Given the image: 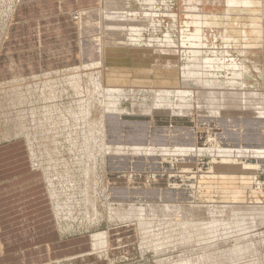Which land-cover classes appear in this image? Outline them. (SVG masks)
<instances>
[{
  "label": "rangeland",
  "instance_id": "rangeland-1",
  "mask_svg": "<svg viewBox=\"0 0 264 264\" xmlns=\"http://www.w3.org/2000/svg\"><path fill=\"white\" fill-rule=\"evenodd\" d=\"M191 1H194L195 4ZM243 3V0H119L118 2H115L114 0L110 3V5H106L104 3L103 7L96 10L95 15L97 16L99 11L102 9L106 11H114L115 9L127 11L128 14L130 13L129 15H127L130 19L118 20L119 22H113L114 24L120 23V28L124 31L118 33H114L113 31H106L107 33H105L103 26L100 25V22L102 24V21L100 20L99 22V20L96 18V21H92L94 26L93 29H95L92 32L93 34L91 38L94 40H92L93 45L95 44L94 48H98L101 43L103 44V37H105L111 45L109 47L113 51L112 53L117 56L121 53V55L123 56L121 60L125 61L124 64L126 63V67L128 64V67L125 68L126 73L130 72L129 67L135 60L136 61L134 63L139 62L149 67L150 65L147 64H151V66L155 67H166L167 65L175 66L176 61V67L178 66L179 68H185L187 62V60L184 58L185 52L191 50L190 47L192 46H190L187 41L185 42L186 47L182 46V44L180 43L182 41H180V39L187 40L188 38H190V35L195 32L193 31L192 27L193 19L189 17L187 8H189V6L192 7L193 5L197 7L199 6L200 9L198 10H201L200 12L203 11L204 13H207L209 15L208 17L210 18L211 24L215 25L214 30L208 31L209 34L212 32L211 34L218 35V40L215 42L214 40H212V36L208 35L209 39L203 50L216 51L219 54L218 56H226L225 63H228L223 69L221 66L219 67L217 65L220 64L219 62L217 64H214V67L212 68L213 72L216 75L219 74V77H231L232 72L239 73V69H241L243 73L241 76H244L242 78L245 82V87L249 90H254L259 94L261 93L263 96V102L260 103L261 108H256L258 111L255 115V118L246 116L240 117L234 115V117L229 118L231 120H234V122L230 124L236 127L239 126L238 123H242V126L245 127L249 126L250 129L253 130V132H251L250 129H246L248 131L246 132V134L247 136H249V138L251 133H255L254 129L258 128V130H261L263 134V139L262 141H260V143L264 146V0H250L249 5L246 6H244ZM16 4H18V0H0V145L13 140H21V143H24L26 147V138L24 136H27L33 152L40 153V155L38 154L39 157L36 159V163L43 170L45 177L46 168H49L50 176H56L53 177L54 187L52 186L51 189L53 190L56 187L54 189L57 191L56 195L60 193L59 195H57V200H60L57 201L58 203L54 201L53 203H55V205L60 208L61 211H65L64 217L59 220H57L54 213L56 222L55 225L57 229L56 239L57 242L59 241V238V242L74 241L78 239L79 242L77 243V245L79 248H75V245H72L70 251L73 254H68L70 256V259L67 258V256H63L61 254L56 256V259L52 260L55 261L57 259H65L64 261H61L59 263L56 262V264H264V159H258V161L255 162L254 159H252L251 161H247L249 159L241 158V165H249L251 166V168H246L242 171L237 170L236 173L233 174L232 172L235 171H230V173L225 174L221 169L212 170L213 172L219 171L220 173L217 175L216 173H212V171H209V173H207V177H210L209 174H211L212 177L213 175L215 176L213 178L206 177L207 181H215L216 178L218 179L222 175L234 177H240L238 175H241V177L247 178V180H251L252 183L249 184V186H243L244 191H248V195H246L247 197L245 198V200H248L246 206L242 204L243 202H245V194H242V189H238L236 186L234 187H236L235 189L239 192V195L236 197L228 195L227 192L218 193V195H215L214 192H217L215 187H212L213 190L210 188H205L206 190L204 188H199L202 190V192H208L211 190L210 194L212 195H203L201 198V200L203 201H199L203 202L204 204L214 202L216 205H224L237 202L238 205H242L243 211L239 209L231 213L227 212L228 215L226 214V216L221 219L220 216H217V218H215L216 221H219L220 219L221 221L231 223L230 226L225 227L226 229L217 227L213 232L211 229V232L209 229H205L206 227L200 228V232H196V229H191V235L188 236V239H183L181 241L179 240L178 236L174 234L168 240L166 238L164 240V238L160 237V235L157 233L160 231V228L157 227L166 220V222H172L175 220V222L193 221L195 223V220L197 219V222H209L212 220V217H209L207 214L194 215L192 213L190 214L192 217L189 215V217L191 218L190 219L188 217V214L191 213L194 209H192L190 205L188 207L186 205H188L189 202H197L195 197L192 198L194 193H186L185 190L180 189L178 191H182L184 196L189 195L190 198L184 197L181 202H177L176 204H166L163 202H176L175 196L172 195L174 193L168 195L167 198L159 197L162 194V183H164L166 180L161 179L159 182H156L153 180L148 181L146 179V176L153 177V175H155L160 177L163 175L175 174L177 173L176 170L164 171L159 166V164L155 163L154 161H152L153 163H151L150 168H152V171H149L150 173H142L140 170H144V167L141 165L138 166L142 167L141 169H136L137 167L133 168L126 162L120 167H111L107 159V157L109 158L111 156H105L104 168V154L101 153V149L99 148L101 143L100 130L98 128L99 125L97 126V124L95 123V121L99 120L100 118L102 107H100L97 103H93V106H91V111L93 112L90 115V122L92 124L93 121V124L95 123L94 125L97 126V129H95V126V128H93L94 131L92 139V146L95 147L93 149L94 151H96V153H94L93 151L91 159L92 161L89 160V173L86 174L87 181L86 184L84 183L83 173L76 166V164L83 166V164L77 163V160L82 157V155H80V149H82L84 144L82 138H80L78 133H75L76 135L73 134L75 130L81 129L75 128L78 126L76 122V116L78 114L74 117H72V115H69V112L70 114H72L73 111L77 110V103L73 99L75 97L74 93L76 92H74L73 89L68 86V83L70 81L67 82L68 80H64L66 74H52L49 75V77L43 76L44 73L48 71L62 70V68L64 67L39 72L27 71L30 73L18 75L12 74L11 70L13 69L11 68L19 66V61L23 60L22 53H18L22 49L21 43L11 42L16 39L15 36L13 38L9 36L7 37L9 29L11 28L10 26L14 27L16 24H14L15 19H13ZM110 7L111 9L114 7V10H110ZM23 13L25 15L28 12L24 11ZM72 14L74 16L76 15L75 17H77L78 19V15L75 14V12H73ZM132 19L135 23H137V25H141L142 28L140 33H138V38L134 36L133 40L131 39L130 35H128V37L126 36V29H128L127 22L131 21ZM152 24H155V26L153 27ZM255 25L258 26L256 27ZM184 27L187 29H185ZM254 29H258L260 32L257 34L260 35L254 34ZM222 30H224V33H226L227 35L220 39V33ZM242 30H245L246 33H248L251 37L249 36V38H246V40H244ZM185 34L187 35V37ZM164 36H166V40L168 38V42L164 39V41L162 40L163 42L161 41V38H164ZM157 38L158 40H155ZM10 39L11 41H9ZM10 42L11 45H9ZM7 48H10L9 51H11L12 53H10L9 55H13V58L12 56L7 55V53L5 52L7 51ZM176 48H178L179 50H177ZM239 49L244 50L241 53ZM33 57L34 58H32V60L35 63H38L37 61L40 60L39 55H35ZM99 58L100 56L98 58H94L93 60H97ZM209 58H213L212 55L209 54ZM232 59L236 61L235 64H237L234 67L230 65ZM102 60H104L103 57ZM115 60L117 61V57ZM169 62H171V65L167 64ZM81 63L82 61L70 67L79 66ZM90 63L92 62L85 63L84 65H88ZM241 63L242 67L240 65ZM193 69V71H197V69ZM97 70L99 69H94L93 72H91L92 70L85 69L84 72H86L84 73L82 71L83 73H81V76L82 74L87 75L89 73H94ZM133 70L134 69H132V71ZM139 70L141 71L139 72ZM139 70L135 69L134 72L147 74L152 73V71L147 72V70L149 69L139 68ZM76 71L78 74H80L81 72L75 70L74 73H72L73 71H70L71 73L68 72L67 74L68 77L70 74L75 77V75H77ZM86 75L80 77V80H83L84 82H82L83 84H85L87 80L85 79ZM34 76L36 78H34ZM32 77L33 80L31 79ZM219 85L220 86H218L217 89L215 88L211 90L212 93L217 96L213 98L216 99V101H218V97L221 98V94L224 93V88H226L224 84L220 83ZM81 86L85 87L82 84ZM207 86H210L208 88H211L214 85ZM86 87H91V85ZM191 87L194 89L196 86L191 85ZM51 88L56 95L54 96V98L49 96L51 93ZM196 88L200 89L201 86H198ZM219 89L222 90L220 91ZM214 90L215 92L219 91V94L217 92L215 93ZM43 94L45 96L47 94L48 96L46 97L48 99L45 97L46 99L43 100V98L40 96ZM134 99L136 101H132L133 96L132 98L129 97L127 100L121 99V102L115 105L116 109L123 110L124 112L121 111L122 113L118 114L119 112L114 110V112L107 113V126L104 135L106 137L105 140L107 141L108 145H111L113 147L115 145H122V143L124 144L122 139L123 136L125 139H128L126 138L127 136H132L129 138L138 140L137 134L141 133L140 128L142 126L153 124V122L150 121L152 117L156 120L157 123H162L163 121L166 122L168 120L169 116H167L166 114H157L155 112H161L160 110L146 111V109L149 108V105L147 102H144V104L146 103V107L141 105L143 97L140 98V96L137 95L134 96ZM175 103L178 104L179 101H176ZM205 107L202 108L199 106V112H206L207 109ZM164 112H166V110ZM195 118L196 117L193 116V120H195ZM219 118L212 119L215 121L214 123L216 124V126H219L221 124L219 127L225 135H228V137L236 135L232 131H224L225 129H227L226 126L224 127L227 118ZM209 122L212 123V121ZM175 123L178 125L181 124L177 122ZM183 124L185 126L192 125L191 127H194V123L192 121L190 122L187 120L184 121ZM212 126H214L213 123ZM127 127L132 128V130L127 129ZM69 130L73 133H70ZM162 131L163 130H161V132ZM60 132H62L63 134L61 135ZM153 132L156 131L153 130ZM206 132H210L209 134L214 132H216V134L218 135L221 134L220 130L217 131V129L215 130L214 128H211V130H206ZM156 133H158L159 136L163 137V135H161L159 132ZM70 134L71 140L72 138L74 139L75 136H77V138L79 136V139L76 138L77 140L73 141L75 143V148L72 149V152L68 150L70 146L66 143V137H69L68 135ZM53 135H57L55 137L56 146L50 139ZM95 135L98 137H96ZM107 135L109 139H107ZM134 136H136L137 138H135ZM16 137L17 139H15ZM251 137L252 138L250 140H255L254 135ZM138 141H140V139ZM145 141L147 142V140ZM181 141L182 140L177 143H181ZM237 143H239V140ZM195 144H198V142L196 141ZM214 145H216V143H214L212 146ZM171 146L172 145H168V147ZM223 146L227 145L224 144ZM47 148H50V150H47ZM53 148H56L57 151L52 152V156L45 153V150L47 152L53 150ZM97 148L99 151L97 150ZM209 148H211V146H209ZM26 149L29 156V161L31 163L28 143ZM124 156L128 158V162L130 159H132V156L130 155ZM190 157L194 158L193 156ZM208 158L210 157H205V159ZM62 161H65V163H67L66 165L68 166L63 164ZM248 162H251V165L248 164ZM253 163L260 164L262 166L261 169H256ZM221 164H223L225 168H229L236 163L232 164L228 161H221ZM73 166L75 169L73 168ZM64 167L65 169L67 167V171L64 169ZM145 167L147 168V166ZM64 171L67 175L64 173ZM199 171L201 170H197V172H190L189 170H187L186 172H189L191 174L197 173L196 175L203 176V173H200ZM125 175L129 176L130 179L123 178ZM42 176L44 178L43 185L48 192L45 177L43 174ZM113 176L116 177L114 178ZM91 179L92 181L90 182ZM147 181L149 182V184H147ZM51 183H53L52 180ZM122 185H124L126 189L120 188V186ZM148 185L151 186L145 187ZM127 186L131 187L128 188ZM139 186L143 188H139ZM244 187L246 188V190ZM109 191L114 193V198L111 197L110 200H122L121 202L114 201L115 203H113L112 201V203L114 204L111 205L113 206L112 209L113 211L115 210L114 212H116L117 214H115L113 211H110V207L108 205L109 203H111L108 200ZM0 194L1 196H3V190H0ZM95 194L98 195L96 196ZM68 198H73V202ZM91 199L94 201V205ZM89 202H91V204ZM60 203H62L63 205ZM0 204L3 205V203ZM149 204H152L151 207L154 208H152L153 210L147 208L146 205ZM130 205H135L136 207L142 205L145 210H138V213H135L134 217V214L132 215L131 212H129V208L132 207ZM166 205L172 207L167 208ZM86 206L91 208L89 209L87 207L86 209ZM94 206L96 207V209ZM119 208H121V211ZM117 210H119L120 213H118ZM159 210L161 211V213L159 212ZM176 210H178L179 214L175 213ZM109 212L112 215L108 214ZM150 216L151 218L155 219H152V230L144 234L143 229L145 227H143L142 225H145V222L147 223L148 221H150ZM154 216L158 219H156ZM169 217L175 219L173 220L170 218L171 221H169ZM159 218H162V220L160 219V221ZM16 220H12L11 223H17V225L20 224L18 219ZM235 220H237V222ZM24 222H27V220ZM138 222H141V225L138 224ZM239 222H242L241 228ZM64 224L68 225L69 227H67L66 225L64 227ZM235 224H237L238 227L237 225L235 226ZM60 226L62 227V229H68L62 232L60 231ZM138 228L139 230H141V232H143L141 233ZM101 233H104V235L106 236V247L99 246L91 251L88 240L90 235L94 236ZM155 246L156 248H154ZM66 250H69L68 247ZM75 254L77 255L74 256ZM52 260H50V264H55L54 262H52ZM50 261L47 262L49 263ZM47 262L40 264H48Z\"/></svg>",
  "mask_w": 264,
  "mask_h": 264
},
{
  "label": "bare ground",
  "instance_id": "bare-ground-1",
  "mask_svg": "<svg viewBox=\"0 0 264 264\" xmlns=\"http://www.w3.org/2000/svg\"><path fill=\"white\" fill-rule=\"evenodd\" d=\"M103 1L106 5H110V3L114 0H103ZM118 1L119 0H115V2H118ZM249 1L250 0H243V2H244L243 5L244 6L249 5ZM191 2H193L195 4L194 1H191ZM198 7L193 5L192 7L189 6V8H187L189 17H191V19H193L192 20V25H193L192 27H193V31H195V32L193 34H191L190 38H188L187 40H185V39L181 40L180 39V41H182V42H180L182 44V46H185L186 41L190 44V46H192V47H190L191 50H188L187 52H185L184 58L187 60L185 68H182V67L179 68L178 66L176 67V61H175V66H173V65L172 66L167 65L166 67H159L158 66L159 67L158 68L155 66H151V64H147V65H150V67H149V66H146L145 64H142L139 62L134 63L136 61L135 60L129 67L130 72L126 73L125 68L128 67V64L126 67V63L124 64L125 61L121 60V58L123 56L121 55V53L118 56L115 55L114 53H112L113 51L109 47V46H111L109 41L105 37H103L104 38L103 44L101 43V45L98 48H94V50H93V51H95L94 58H98L100 56L99 59H97V60H93L94 58L91 59L88 62H92V63H90L88 65L87 64L84 65L85 63H88V62H82L79 66L70 67V68H66V69H62V70L48 71V72L44 73V75H43L44 77H47V76L49 77V75H52V74H54V75L66 74V77L64 80H66V81L68 80L67 82L70 81L68 83V86L71 89H73L74 92H76V93H74L75 97L73 99L77 103V110L73 111L72 114H70V112H69V115H72V117H74L75 115L78 114L76 116V122H77L78 126L75 128H81V129L75 130V128H74V130H75L74 133L70 130L69 131H70V133L72 132L74 135H76L75 133H78L80 138H82V141L84 144L82 149H80V153H81L80 155H82V157L79 160H77L78 161L77 163H81V164H83V166L77 165L76 163L75 164L78 167V169L82 171L83 176H84L83 181L85 184L87 181L86 180V174L89 173V171H88L89 160L92 159V154L94 151L93 148H95L92 146L93 131H94L93 128L96 127L95 129H97V126L99 125L98 128L100 130V138H101V140H100L101 143H100L99 148L101 149V153L104 154L103 155V164L104 165L102 164L104 168H105V156H111L109 158L107 157L108 163L111 167H120L126 162L127 164L131 165L133 168L138 167L139 165H141L143 167L147 166V168H149V167H151V163H153L152 161H154L155 163L159 164V166L164 171H167V170H169V171L174 170L175 171L176 170L177 173L171 174V175H163L160 177L155 176V175H153V177L146 176L147 177L146 179L148 181L153 180V181L159 182L161 179L166 180L164 182V188L162 187V189H161L162 194L159 196L160 198H167L168 195H171L172 193H174L172 195L175 196L176 202H165V201L164 202L161 201V202L166 203V204H169V203L176 204L177 202H181L184 197L190 198L189 195L184 196L182 191H178V190L182 189V190H185L186 193L187 192L188 193H194L192 198L195 197L196 201H197L196 203L195 202H189L188 205H186L187 207L190 205L191 208L194 209L191 213L188 214V217L192 213L194 215L207 214L209 217L210 216L212 217V220L209 222H197L198 219L196 218L197 220L194 219L196 221L195 223L193 221L175 222V220H174L175 218L173 219V218L169 217L168 218L169 221H171L170 218L173 219L174 221L166 222L167 221L166 220L165 222H162L157 227V228H160V231L157 233L160 235V237H163L164 240H165V238L168 240L174 234H176L178 236L179 240H181V241L183 239H188V236L191 235L190 234L191 229H194V230L196 229L195 230L196 232H200L199 231V230H201L200 228L206 227L205 229H209V230L211 229L213 232L214 229H216L217 227L226 229L225 227L230 226L231 223L221 221L220 219L223 218L224 216H226L227 212L231 213V212H234V211L239 210V209L242 210V205H238L237 202L228 203V204H224V205H216L214 202L204 204L203 202H199V201H203V200H201L203 195H212V194H210L211 190L208 192H202V190L199 188H204V189L210 188V189H212V187H215L216 191H217V192H214L215 195H218V193L227 192L228 195L236 197L239 195L238 190L235 189L237 187L238 189H242V194H245L244 195V200H245V198L247 197L246 195H248V191L247 192L244 191L243 186H249V184L252 183L251 180H247V178L241 177V175H238L240 177L223 176L222 175L218 179L214 178L215 181H207V179H206L207 173H209V171H212V170L221 169V170H223V173H225V174L230 173V171H235V172H232V174H233V173H236L237 170L242 171V170H245L246 168H251V166H249V165L248 166L241 165L242 164V162L240 163L241 158L249 159L247 161H251L252 159H254L255 162L258 161V159H264V146L261 145V143H260V141H262V139H263V134H262L261 130L259 131L258 128L254 129L255 133H251L250 138H249V136H247V134H246V132H248L246 129L247 128H248V130L250 129L249 126L248 127L242 126V123H238L239 124L238 127L233 126L230 123L234 122V120L229 119L230 117H234V115L240 116V117L246 116V117H254L255 118L256 117L255 115L257 114V111H258L256 108H259L260 103L263 102L262 101L263 96L261 93L259 94V93L255 92L254 90H249L248 88L245 87V84H244L245 82L242 78L244 76H241L243 74L241 69H239L240 70V72L238 71L239 73H233L232 72L231 77L230 76L219 77L218 76L219 74L216 75L213 72L212 68L214 67V64H217L219 62L220 64H217V65L219 67L221 66L223 69L225 67V65H227L228 63L227 64L225 63L226 56H218L219 54L216 51H211V50L205 51V50H203V48L206 46V43L209 39L208 35L212 36V40H214V42L218 40V38H217L218 35L217 34L213 35V34H211L212 32L209 34L208 31L214 30L215 25L211 24L210 18L208 17L209 15L207 13H204L203 11L200 12L201 10L200 11L198 10V9H200V7L199 8ZM112 9L110 7V10H112ZM83 14H84V12H83ZM129 14L127 13V11H124V10L121 11V10L115 9L114 11H106V10L102 9L99 11L97 16H95V17L88 16L87 18L89 20H93V19L97 18L99 20V22L101 20L102 24L100 22V25L103 26L105 33H107L106 31H108V32L113 31L114 33H118L121 31L123 32L124 30H121L120 23L114 24L113 22L118 21V20H125V19L128 20V19H130L129 16H127ZM79 18H81V15H78V19ZM81 20H83V19H81ZM144 23H143V25H144ZM127 26H128V29H126L127 32L125 31L127 33L126 36L128 37V35H130L132 40H133L134 36L138 38V33H140V31L142 29L141 25H137V23H135L134 20L132 19L131 21L127 22ZM152 26L154 27L155 24H152ZM185 29H187V28H185ZM181 32H182V30H181ZM183 32H185V31H183ZM259 32L260 31L258 29L253 30L254 34H257ZM136 34H137V36H136ZM226 35L227 34L224 33V30H222L220 33V39H222V37H224ZM242 35H243L244 40H246V38H249V36H250L248 33H246L245 30H242ZM257 35H260V34H257ZM184 36H182V37H184ZM186 37H187V35H186ZM163 39L166 40V36H164V38H161V41ZM155 40H158V38ZM167 40H168V38H167ZM135 41H136V39H135ZM163 45H165V44H163ZM94 46H95V44H94ZM172 49H173V47H172ZM176 49L179 50L178 48H176ZM243 50L244 49L240 50L241 53L243 52ZM177 54H178V52H177ZM209 54L212 55L213 58H209ZM102 57L104 58V60H102ZM105 57L109 61H107ZM116 57H117V61L115 60ZM219 58H220V60H219ZM235 62L236 61H234L232 59L230 65L233 67L236 66L237 64H235ZM181 63H183V62H181ZM242 63L240 64L241 67H242ZM167 64L171 65V62H169ZM187 65H189V66H187ZM139 68L140 69H149V70H147V72L152 71V73L151 74H149V73L148 74L147 73H135L134 70L135 69L139 70ZM193 68H195V70L197 69V71H193L194 70ZM227 68H228V66H227ZM85 69L92 70L91 72H93L94 69H99V70L95 71L94 73H89L87 75L82 74V76L86 75L85 79H87L85 84H83L84 82H83V80H80L81 79L80 77H82L81 73H83ZM132 69H134V70L132 71ZM75 70L81 71L80 74H78L76 71L77 75H75V77H73L71 74L68 77V75H67L68 72L73 71L72 73H74ZM140 71L141 70H139V72ZM177 72H178V75H177ZM263 73H264V71H263ZM17 78H18V76H17ZM34 78H36V77L34 76ZM31 79L33 80V77ZM16 82H20V81H16ZM220 83L224 84L226 86V88H224L225 91H224V93L221 94V98L218 97L217 98L218 101H216V99H213V98H215L217 96H215L211 90H213L215 88L217 89V87L220 86L219 85ZM81 84L85 87H82ZM90 85H91V87H86V86H90ZM191 85L192 86L195 85L196 87L201 86V88L198 89L195 87L193 89L191 87ZM207 85H214L213 86L214 88L213 87L208 88L210 86H207ZM52 90L53 89L51 88V90H50L51 93L49 96L54 98V96H56V95H55V92ZM214 92H215V90H214ZM216 92L219 94V91H216ZM47 94H49V93H47ZM47 94H46V96H48ZM137 95L140 96V98L143 97L142 103H141L142 106L146 107V103L144 104V102L148 103L149 108L146 109V111L160 110L161 112H159V111L158 112L155 111V112L157 114H166L167 116H169L168 120L166 122L163 121L165 123H163V122L157 123L156 120L152 117L150 119V121H152L153 124H149L148 126H142L140 128L141 133L137 134L138 138L136 136H134L138 140L140 139V141L133 140V138H129L132 136H127L126 138H128V139H125L123 136L122 139H123L124 144L122 143V145H115L113 147L111 145H108L107 141L105 140L106 137L104 135L105 131H106V126H107V118H106L107 113L114 112V110L118 111L119 112L118 114L124 112L123 110L116 109L115 105L118 104L119 102H121V99L127 100L129 97L132 98V96H133L132 101H136L134 99V96H137ZM40 96L43 98V100L47 98L44 94L40 95ZM99 98H101V99H99ZM136 99H137V97H136ZM176 101H179V103L178 104L175 103ZM93 103H97V104H99L100 107H102L100 118H99V120L95 121L97 126L94 125L95 123L93 124V121H92V124L90 122V115L93 112V111H91L92 110L91 106H93ZM199 106L202 108L206 106L205 108L207 109V111L204 113L199 112V110H198ZM132 108H134V107H132ZM241 109H243V110H241ZM165 110H166V112H164ZM200 110H201V108H200ZM228 113H231V114H228ZM231 115H233V116H231ZM193 116L196 117L195 120H193ZM219 117L227 118V120L225 119L226 123L224 125V127L226 126L227 129H225L224 131H232L236 135L228 137V135L227 134L225 135L224 132L219 127L221 124L219 126H216V124L214 123L215 121L212 119L213 118L216 119ZM142 120H144V119H142ZM187 120L190 122L192 121L194 123V127H191L192 125L185 126L183 123H184V121H187ZM209 121H212L214 126H212V123ZM175 122L181 123V124L178 125ZM217 122H218V120H217ZM66 125H64V126H66ZM229 127H231V128H229ZM211 128H214L215 130L217 129V131L220 130L221 134L218 135V134H216V132L209 134L210 132H206V130H211ZM127 129L132 130V128H130V127H127ZM153 130H155L156 132H159L161 135H163V137L159 136L158 133L153 132ZM161 130H163V131L161 132ZM250 131L253 132V130H251V129H250ZM60 134L62 135L63 133L60 132ZM57 135H53L50 138L52 143H54L55 146H56L55 137ZM124 135H126V134H124ZM253 135L255 136L254 137L255 140H250L252 138L251 136H253ZM68 136L69 137H66L67 138L66 143L70 146V148L68 150H70L72 152V149L75 148V145H74L75 143L73 141L79 139V136H78V138H77V136H75V138L74 139L72 138V140L70 137L71 134ZM234 136H236V137H234ZM24 137L26 138L25 139L26 147H27V143H28L29 155H30L31 164H32L31 167L33 169L40 170L45 177L43 170L36 163V159L39 157L40 153H34L31 145L29 144V140H28L27 136H24ZM96 137H98V136H96ZM15 139H17V137ZM107 139H109L108 135H107ZM145 140H147V142ZM180 140H182L184 142L181 141V143H177ZM238 140H239V143H237ZM195 141H197L198 144H195ZM214 143H216V145L212 146ZM209 144H211V145H209ZM222 144L223 145L226 144L227 146H223ZM168 145L169 146L172 145V146L168 147ZM236 145L239 147H237ZM193 146H196V147H193ZM204 146H206V147H204ZM209 146H211V148H209ZM47 150H50V148H47ZM97 150H98V148H97ZM54 151H57L56 148H53V150L47 151V152L45 150V153H47V155L52 156V152H54ZM94 153H96V151H94ZM124 155H130V156H132V159H130L128 162L127 161L128 158H126ZM190 156H193L194 158H191ZM206 156H208L210 158L205 159ZM221 161H228L229 163H232V164L236 163V164L233 165L232 167L225 168L224 165L221 164ZM62 162L65 165L67 164V163H65V161H62ZM101 162H102V160H101ZM238 163H240V164H238ZM248 164L251 165V162H248ZM253 165L256 167V169H261V167H262L260 164H257V163H253ZM66 166H68V165H66ZM73 168H74V166H73ZM64 169H65V167H64ZM66 169H67V167H66ZM224 169H227V170H224ZM187 170H189L190 172H192V171L197 172V170H201L199 172L203 173V176L202 175L201 176L196 175L197 173L191 174L189 172H186ZM227 171H229V172H227ZM64 173H65V171H64ZM212 173H216V175H217L220 172L219 171H214V172L212 171ZM209 175H210V177H207V178L215 177L214 175H213V177L211 176V174H209ZM243 176H244V174H243ZM53 177H56V176L55 175L50 176V170H49V168H46L45 180H46V184H47V188H48L49 198L51 199L52 203H53V201L58 203L57 201H59L60 199L57 200V195H59L60 193L58 192L59 194L56 195L57 191L54 190L56 187L53 190L51 189L53 184H54ZM113 177L115 178L116 176H113ZM123 178H129L130 179V177L127 175H125ZM93 179H94V177H93ZM51 180L53 183H51ZM91 181H92V179L90 180V182ZM148 181H147V184H149ZM91 185H93V184H91ZM150 186L151 185H148L145 187H150ZM234 186H236V187H234ZM127 187L129 188L131 186H127ZM139 188H143V187L139 186ZM72 189H73V186H72ZM245 190H246V188H245ZM95 195L97 196L98 194H95ZM108 195H109L108 200H109V202H111L108 205L110 207V211L112 212L113 206H111V205L115 202H121L122 200H119V201L118 200H110V198L114 196V193L111 191H109ZM249 196H250V194H249ZM147 197H150V196H147ZM68 199H71V198H68ZM72 199H71V201L73 202ZM83 199H85V198H83ZM87 199H88V197H87ZM112 201H113V203H112ZM91 202H89V203L91 204ZM245 202L242 203L244 206L247 205L248 200H245ZM60 204H62V203H60ZM137 204H139V203H137ZM93 205H94V201H93ZM151 205L152 204H149L146 206L150 210H153L154 208L151 207ZM88 206H86V209ZM130 206H132V207L129 208V212H131L132 215L134 214V217H135V213L136 214L138 213V210H141V211L145 210V208L142 205H139L138 207H136L135 205H130ZM166 206H167V208L172 207L169 205H166ZM186 206H185V208H186ZM53 209H54V213H55L57 220L62 219V217H64L65 211H61L60 208H58L55 205V203H53ZM95 209H96V207H95ZM119 209L121 211V208H119ZM117 211H118V213H120L119 210H117ZM245 211H246V209H245ZM159 212L161 213L160 210H159ZM114 213L117 214L116 212H114ZM175 213L177 214L178 210H176ZM89 214H90V212H89ZM108 214L112 215L110 212ZM234 215H232V216H234ZM236 215H238V214H236ZM117 216H119V215H117ZM217 216H220V219H219L220 222L215 220V218H217ZM150 218H151V216H150ZM152 219H154V218H151L150 221H148L147 223L144 221L145 225H142L143 227H145L144 229H146V230L143 229L144 234L148 233L152 230L151 229L152 225H153V224L151 225V223L153 222ZM156 219H158V218H156ZM160 219L162 220V218H159V220ZM164 219H166V218H164ZM202 219H201V221H202ZM244 220H246V219H244ZM133 221H135V220H133ZM235 221L237 222V220H235ZM238 221H240V220H238ZM64 222H65V220H64ZM140 223L138 222V224H140ZM142 224H144V223H142ZM241 224H242V222L240 223V228H241ZM65 225L66 224H64L63 226L65 227ZM236 225L237 224H235V226ZM66 226L69 227L68 225H66ZM237 227H238V225H237ZM61 229H62V227H61ZM61 229H60V231L63 232V231H66L68 228L67 229L63 228L62 230ZM138 230H139V228H138ZM202 230H204V229H202ZM211 230H210V232H211ZM139 231L141 232V230H139ZM216 231H218V230H216ZM186 235H187V237H186ZM88 240H89V245H90L91 251L96 249L99 246L106 247V236L104 235V233H101L99 235L96 234L94 236L90 235ZM158 241H160V240H158ZM161 241H163V240H161ZM154 248H156V246ZM94 252H97V251H94ZM77 254H78V252H77ZM77 254H75L74 256H76ZM67 258L70 259V256L67 255ZM54 259H56V258H54ZM64 260H58L57 259L55 261L52 260V262H54L56 264V262L59 263V262L64 261ZM206 261H207V258H206ZM50 263H51V261L48 264H50Z\"/></svg>",
  "mask_w": 264,
  "mask_h": 264
},
{
  "label": "crops",
  "instance_id": "crops-1",
  "mask_svg": "<svg viewBox=\"0 0 264 264\" xmlns=\"http://www.w3.org/2000/svg\"><path fill=\"white\" fill-rule=\"evenodd\" d=\"M103 4V0H18L13 14L16 24L10 26L7 37L15 36L9 41L21 43L18 53L23 60L11 68L12 74L68 68L93 59L92 21L96 18L87 17H95ZM24 11L28 13L24 15ZM9 50L7 55L12 53ZM35 55H39L38 63L32 60ZM140 171L150 173L152 168ZM43 179L42 173L31 167L21 140L0 145V264L46 263L58 255L73 254L72 245L79 248L78 239L59 242V238L57 242L53 205ZM120 188L126 189L124 185ZM16 219L20 224L11 223Z\"/></svg>",
  "mask_w": 264,
  "mask_h": 264
}]
</instances>
